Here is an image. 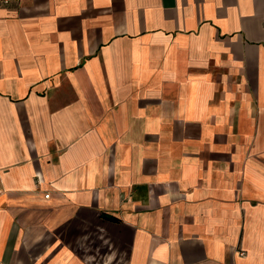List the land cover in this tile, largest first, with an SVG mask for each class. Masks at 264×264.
<instances>
[{
    "label": "crops",
    "instance_id": "obj_1",
    "mask_svg": "<svg viewBox=\"0 0 264 264\" xmlns=\"http://www.w3.org/2000/svg\"><path fill=\"white\" fill-rule=\"evenodd\" d=\"M0 264H264V0H0Z\"/></svg>",
    "mask_w": 264,
    "mask_h": 264
},
{
    "label": "built area",
    "instance_id": "obj_2",
    "mask_svg": "<svg viewBox=\"0 0 264 264\" xmlns=\"http://www.w3.org/2000/svg\"><path fill=\"white\" fill-rule=\"evenodd\" d=\"M3 3H9L10 1H12V0H1ZM50 196V194H47L46 195V197H49Z\"/></svg>",
    "mask_w": 264,
    "mask_h": 264
}]
</instances>
